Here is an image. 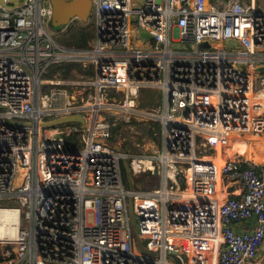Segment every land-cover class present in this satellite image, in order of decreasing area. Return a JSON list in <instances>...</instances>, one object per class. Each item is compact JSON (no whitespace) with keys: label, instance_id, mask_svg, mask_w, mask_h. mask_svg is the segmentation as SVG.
Wrapping results in <instances>:
<instances>
[{"label":"built area","instance_id":"1","mask_svg":"<svg viewBox=\"0 0 264 264\" xmlns=\"http://www.w3.org/2000/svg\"><path fill=\"white\" fill-rule=\"evenodd\" d=\"M7 2L0 209L15 208L17 223L11 235L0 226V264H174L171 253L182 264L256 260L264 160L228 149L264 134V0H92L82 43L58 39L49 0ZM59 64L87 72L58 76ZM145 92L161 123L152 154L111 142V126L139 112ZM67 114L84 122L41 125ZM123 162L132 174L157 169L160 184L126 187ZM178 165L185 184L172 180Z\"/></svg>","mask_w":264,"mask_h":264},{"label":"rangeland","instance_id":"2","mask_svg":"<svg viewBox=\"0 0 264 264\" xmlns=\"http://www.w3.org/2000/svg\"><path fill=\"white\" fill-rule=\"evenodd\" d=\"M79 21L82 22L79 18H72L69 22L78 24ZM82 23L83 24L88 23V20ZM54 30L56 31L57 36L59 34L61 35V37L58 38L60 41H62L61 39L70 38V32L65 31V28H62L59 30L54 29ZM64 31H65V34H63ZM56 72H58L57 74L58 76H61L60 70ZM86 72L87 70L81 69L78 65L71 64L65 77L72 78V79H80L84 77L83 74ZM155 100H157L156 94H155ZM138 105H139V102H138ZM139 107H140L139 108L140 111L132 113L133 115L128 120L118 119V121L113 126H111L112 128L117 127L113 134V139H111V142L115 144L116 146L124 148L127 151L133 152V153H140V154L156 153L159 151L161 147V134H162L161 123H160V127L152 124V121L154 122L156 120L159 121V119L155 115L148 113V111L156 112L157 102L156 101L151 102L149 99V93L145 92L141 94ZM72 124H75V122H72ZM253 137L256 138L257 136H253ZM254 140L258 141L257 147H258L260 158H257V159L263 160L264 159V148L261 151L260 141L256 139ZM122 174H123L124 185L126 187H129L130 181L126 177V174H125V171H123V168H122ZM160 181H161V176L158 174L157 169L154 170L153 174H150L147 172H143L140 174H132V185L134 188H150L152 186H156L160 184ZM4 227L5 226H3V228ZM5 230L9 231L8 228H6ZM8 234L11 235L10 231ZM260 252H262L261 254L263 257L264 242L260 249ZM183 260L185 261V256H183Z\"/></svg>","mask_w":264,"mask_h":264},{"label":"water","instance_id":"3","mask_svg":"<svg viewBox=\"0 0 264 264\" xmlns=\"http://www.w3.org/2000/svg\"><path fill=\"white\" fill-rule=\"evenodd\" d=\"M7 1L12 2V4L18 2V0H0L2 4H8ZM49 1L51 3V9H52L51 17L49 20L50 25L58 26L61 24H66L73 17L79 18L81 21L87 20L90 5H91V0H49ZM142 36L145 37L147 35L145 32L142 31ZM229 43L232 44V39L229 41ZM207 45H208V42L206 41H203L200 43V46H207ZM66 122L83 123L84 121H83V117L79 114H67V115L56 117V118L44 120L41 122V125L42 126H54V125H60ZM129 212H130V217H131V223L133 225V231L135 233L138 246L141 249H144L145 247L134 225V215H133L131 202L129 204ZM170 256L173 259L174 264H182V261L178 255L171 253ZM262 263H264V254L262 257Z\"/></svg>","mask_w":264,"mask_h":264},{"label":"bare ground","instance_id":"4","mask_svg":"<svg viewBox=\"0 0 264 264\" xmlns=\"http://www.w3.org/2000/svg\"><path fill=\"white\" fill-rule=\"evenodd\" d=\"M248 137H251L248 135ZM256 140H259L260 142L264 141V134L258 135ZM255 141V140H254ZM235 147L228 149L229 151H232L234 149H238L240 152L243 154L240 155V158L248 157L250 156L251 158L255 160H260L257 158H260L257 143L258 141H255L256 144H253L252 147H250L248 144H245L241 142L239 139H236L234 141ZM222 156V153L218 151L216 159H218ZM171 176L172 180H177L180 182V184H185L187 181L188 177V169L185 165H178L172 167L171 171ZM1 211H4L5 213H2ZM16 209L15 208H2L0 209V226H5L4 228H8L10 233H12L14 230H16ZM9 235V234H8Z\"/></svg>","mask_w":264,"mask_h":264},{"label":"trees","instance_id":"5","mask_svg":"<svg viewBox=\"0 0 264 264\" xmlns=\"http://www.w3.org/2000/svg\"><path fill=\"white\" fill-rule=\"evenodd\" d=\"M63 26H66L65 27V31L70 32V38L69 39H61L63 42H66V43H71V42L82 43V42H85L86 39H87V36H89V34H90L89 24L88 23L83 24L80 21H79L78 24H74V23L70 22V23H68L66 25L61 24V25L52 26V27L54 29H60ZM65 31L63 32V34H65ZM57 37L60 38L61 35L59 34ZM70 65L71 64L55 65L51 69V72H54L55 70H60L61 71V75L64 76L68 72V70L70 68ZM152 124H154L155 126H159L160 127V122L158 120H156L155 122L152 121ZM116 128L117 127H113V128L111 127V139H113V134H114ZM71 138H73V139H71ZM70 140H73L77 145L79 144V141H78L76 133H72L70 135Z\"/></svg>","mask_w":264,"mask_h":264},{"label":"crops","instance_id":"6","mask_svg":"<svg viewBox=\"0 0 264 264\" xmlns=\"http://www.w3.org/2000/svg\"><path fill=\"white\" fill-rule=\"evenodd\" d=\"M259 135H262V134H259ZM263 145H264V141L263 142H260V149L261 151L263 150ZM261 160V159H260ZM264 160V159H263ZM123 171H125V174H126V177L128 178V180L130 181V185L132 184V171L130 170L129 166H127V163H123ZM130 204V201L128 203V206ZM129 215H130V212H129ZM131 219V217H130ZM239 225L237 224L236 227H238ZM145 236H143L144 238ZM262 252L259 253L258 257L256 258V260L250 262V263H246V264H264L262 263Z\"/></svg>","mask_w":264,"mask_h":264},{"label":"clouds","instance_id":"7","mask_svg":"<svg viewBox=\"0 0 264 264\" xmlns=\"http://www.w3.org/2000/svg\"><path fill=\"white\" fill-rule=\"evenodd\" d=\"M91 2H92V0H91ZM90 9H91V5H90ZM90 9H89V14H88V17H87V20L89 19V17H90ZM73 18H76V17H73ZM82 22H85V21H82ZM89 24V23H88ZM63 25H66V24H63ZM52 26V25H51ZM63 27H65V26H63ZM62 28V27H61Z\"/></svg>","mask_w":264,"mask_h":264},{"label":"flooded vegetation","instance_id":"8","mask_svg":"<svg viewBox=\"0 0 264 264\" xmlns=\"http://www.w3.org/2000/svg\"><path fill=\"white\" fill-rule=\"evenodd\" d=\"M68 23H70V22H68ZM68 23H66V24H68ZM66 27V26H65Z\"/></svg>","mask_w":264,"mask_h":264}]
</instances>
